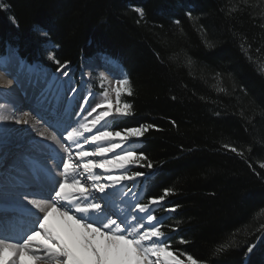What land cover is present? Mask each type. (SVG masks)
<instances>
[{"label":"trees","instance_id":"trees-1","mask_svg":"<svg viewBox=\"0 0 264 264\" xmlns=\"http://www.w3.org/2000/svg\"><path fill=\"white\" fill-rule=\"evenodd\" d=\"M4 2L0 60L51 75L67 62L76 82L101 55L130 80L134 115L109 125H155L135 149L154 168L132 170L149 174L139 203L173 190L152 213L171 250L198 264H264V0Z\"/></svg>","mask_w":264,"mask_h":264},{"label":"snow or ice","instance_id":"snow-or-ice-1","mask_svg":"<svg viewBox=\"0 0 264 264\" xmlns=\"http://www.w3.org/2000/svg\"><path fill=\"white\" fill-rule=\"evenodd\" d=\"M9 8L10 5L0 0V9ZM135 11L141 19L144 17L143 9L136 8ZM188 15L191 16V13ZM11 19L16 22L14 17ZM48 58L54 60L51 54ZM56 63L59 64V61ZM66 63L59 64L56 71L64 69ZM68 75L67 71L63 72V76ZM104 79L101 76V81ZM116 85L112 89L115 102L105 90L103 102L96 104L88 116L92 117L97 109L106 110H101L93 119L86 117V123L72 128L64 137L76 143V157L80 163H73L71 159L62 161L60 175L63 179L58 181V187L51 189L54 195L36 198L29 192L31 185L27 182L13 183L0 179V220L5 214L19 210L30 225L15 237L0 236V264H198L192 255L177 254L171 250L170 237L163 231L159 218L152 214L155 206L173 194L172 189H164L163 195L149 198L147 203H135L134 211L141 215L133 216L131 220L127 217L112 219L106 213L109 189L122 188L126 182H136L149 175L133 168H154L143 152L130 149L127 145L144 137L155 125L143 123L113 130L108 124L111 119L134 115L132 104L123 99L125 95H133L130 80L120 79ZM71 91L75 93L77 89L73 87ZM83 99L87 102L89 97ZM3 109L4 106L0 105V122L14 120L16 124H31L33 130L45 138L46 130L37 129L39 121L33 120L29 112L17 116ZM85 133L91 135L85 137ZM49 138L57 141L55 135ZM81 139L84 144L90 142L94 145V150H83V145L78 142ZM223 147L243 155L234 146L225 144ZM108 154H112L110 158ZM97 157L99 159H95ZM260 167L264 168V163ZM97 169L103 170V175L97 174ZM85 176L88 183L78 178ZM95 193H100L99 199L105 202H97ZM169 211H175V208ZM261 227L264 228V225ZM179 242L186 243L184 239ZM254 247L249 245L247 252L251 253ZM185 255L186 259L181 258Z\"/></svg>","mask_w":264,"mask_h":264},{"label":"bare ground","instance_id":"bare-ground-1","mask_svg":"<svg viewBox=\"0 0 264 264\" xmlns=\"http://www.w3.org/2000/svg\"><path fill=\"white\" fill-rule=\"evenodd\" d=\"M111 64V63H110ZM113 66V64H111ZM109 62L104 56H94L83 68L85 73H89L93 70H103L109 75H114L113 71L108 67ZM34 74H24L9 70V74L5 73L0 75V105L5 103L8 106L3 110L6 113H14L19 116L23 112H29L33 120H38L37 129L46 130L45 138H41L37 131L29 132L32 129L31 124L15 125L12 121H8L6 129L0 134V165L2 162H6L2 170H0V179L8 180L11 182L25 181L31 185L28 189L29 192L35 195L36 198H48L54 195L51 191L52 188L58 187V181L63 179L60 175L62 171V161L64 159H71L73 163H80L76 157V143L69 142L64 139L67 132L72 128H79L81 123H84L85 119L78 116V112L72 115L70 107L61 109L59 103H56L61 96L59 94L53 100L43 97L44 91H40L37 88L40 84L39 76ZM48 96V95H47ZM73 96H70L72 99ZM58 98V99H57ZM72 101V100H71ZM61 102V101H60ZM71 104V103H70ZM74 106V105H72ZM71 106V107H72ZM81 111V110H80ZM55 135L57 137H63L60 142L53 141L49 137ZM89 134L85 133V137ZM83 145V149L91 150L95 147L90 142L84 144V140L78 141ZM5 144V145H4ZM4 145V147H3ZM13 146L7 153V147ZM68 147L70 149H68ZM5 149V150H4ZM2 150H4L2 152ZM11 152V155L6 157ZM15 153L17 155L15 156ZM6 158V161L4 160ZM95 159H99L98 157ZM52 166L55 168L53 169ZM82 170V169H81ZM97 174L103 175V170H95ZM88 183L85 177H78ZM33 187H41L40 191L33 192ZM119 187L115 190L109 189V196L106 199L108 205L106 213L115 219L119 205H123L122 202L125 198L120 200H114V196L119 191ZM97 197V202H100V193L94 194ZM99 200V201H98ZM119 211V210H118ZM20 212L19 210L15 211ZM120 212V211H119ZM118 213L120 215L121 213ZM22 214V212H20ZM129 213L126 216L124 213L120 219L125 217L131 220L133 216H140L141 214L134 211V205L129 206L127 211ZM8 214V213H7ZM6 215V214H5ZM5 215L0 220V226L5 221ZM23 218H17L14 225L6 228L7 232L0 227V236L15 237L24 229L28 224L27 218L22 214ZM102 218V217H101ZM146 223V219L144 221ZM18 226V227H15Z\"/></svg>","mask_w":264,"mask_h":264},{"label":"rangeland","instance_id":"rangeland-1","mask_svg":"<svg viewBox=\"0 0 264 264\" xmlns=\"http://www.w3.org/2000/svg\"><path fill=\"white\" fill-rule=\"evenodd\" d=\"M108 62H109L108 67L113 71V74H114L113 76L107 74V72H104L103 70H93V71H90L89 73H85L83 71V68L88 63L87 62L86 64H84L81 67L78 80L75 82V80L73 79L74 74L72 71L68 72L69 75L66 77L63 76L64 71H60L56 75H51V74H48L46 72L39 71L34 67L26 66V65L20 63L16 58L8 56L5 59L0 60V75H4L5 73L9 74V70H11V71L13 70L14 72H18V73H24V74L27 73V74L37 75L40 77V78H38L36 76L37 79L40 80L39 81L40 84H38L39 86H37V88L40 89V91H44V90L46 91L43 95V97L46 98V100H49V99L53 100L59 94V96H61V98L60 97H59V99L57 98L58 100H56L57 101L56 103H59V106H61L60 107L61 109H63V108L66 109L67 106H69L73 116L76 112L79 111L77 114L80 118L85 119L87 117V119H93L95 117V115L99 114V112L101 110H106L104 108L97 109V112L93 113L92 117L88 116V113L91 112V109L96 107V104L102 103L103 99H104L103 93L99 94V93H95L94 91H92L93 83L98 88H102V89L105 88V90H107L109 92V98L112 99L113 102H115V93L112 92V89L117 86L116 81L125 78V75L123 74L121 69L114 62L109 61V60H108ZM110 63L113 64V66ZM101 76H103L105 78L103 81H101ZM73 87H75L77 89V91L75 93H73L71 91V89ZM70 96H73L72 99H70ZM85 96L89 97L87 102L83 99ZM53 102H54V100H53ZM66 104H67V106H66ZM1 105H3L4 108L8 106L5 103H3ZM72 105H74V106H72ZM80 105H84V107L81 108ZM112 120L113 119L109 120L108 124H110V122ZM10 121L15 123L14 120H10ZM86 122H87V120L85 119L84 123H86ZM7 123H8V121L7 122H0V134L5 131ZM15 125H18V124L15 123ZM33 131H35V130H33V128L29 129V132H33ZM89 135H91V134H89ZM62 140H63V137H61V136L58 137V142H60ZM138 141L139 140H133V141L129 142L127 147L135 150L138 147ZM4 145H3V147H4ZM10 147L14 148L13 146H10ZM94 148L95 147L91 148V150H94ZM68 149H70V148L68 147ZM83 150H86V149H83ZM117 151L119 152V150H117ZM2 152H3V150H2ZM111 155L112 154H108V157L110 158ZM3 167H4V163H1L0 170H2ZM52 168L54 169L55 167L52 166ZM137 182H138V180L136 182H131V181L126 182L122 188H119L120 190L114 196V198H113L114 200L115 199L120 200L122 197L125 198L122 201V202H124L123 205H119V204L117 205L119 207L118 210L120 211L119 212L117 210V212H119L121 214L118 215L117 212H113V214H115L116 217L122 216L124 213H126V216H127L129 214V213H127L129 206L135 205V203L138 202V196L140 193L137 192V190H138ZM100 202L104 203L105 201L101 200ZM116 217H115V219H116Z\"/></svg>","mask_w":264,"mask_h":264},{"label":"water","instance_id":"water-1","mask_svg":"<svg viewBox=\"0 0 264 264\" xmlns=\"http://www.w3.org/2000/svg\"><path fill=\"white\" fill-rule=\"evenodd\" d=\"M261 239V238H260Z\"/></svg>","mask_w":264,"mask_h":264}]
</instances>
